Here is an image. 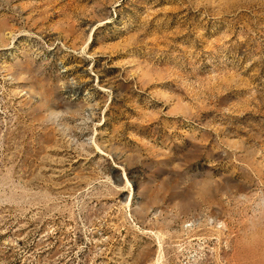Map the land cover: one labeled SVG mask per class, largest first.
<instances>
[{"label":"rangeland","instance_id":"374dc122","mask_svg":"<svg viewBox=\"0 0 264 264\" xmlns=\"http://www.w3.org/2000/svg\"><path fill=\"white\" fill-rule=\"evenodd\" d=\"M0 264H264V0H0Z\"/></svg>","mask_w":264,"mask_h":264}]
</instances>
